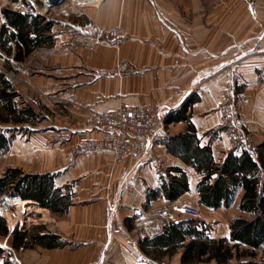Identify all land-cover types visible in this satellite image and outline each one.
I'll return each mask as SVG.
<instances>
[{"label": "crops", "instance_id": "obj_1", "mask_svg": "<svg viewBox=\"0 0 264 264\" xmlns=\"http://www.w3.org/2000/svg\"><path fill=\"white\" fill-rule=\"evenodd\" d=\"M250 1L181 0V5L169 1L162 5L154 0L153 7L72 12L69 23L81 31L105 27L122 33L96 51H64L53 35L58 30L55 19L43 16L52 22L48 41L17 57L15 41L3 47L1 36L7 25L4 9L14 10L17 0H0V72L18 93L14 98L18 110L33 111L26 121L0 122V132L12 138L0 155V177L14 168L22 176L46 174L53 190L69 196L67 208L56 212L17 191L11 193L36 206L14 207L15 226L5 215L6 238L14 232L12 228L29 230L41 225L44 232L60 235L67 242L60 248H21L24 253L16 255L15 264H136L140 254L152 260L169 258L155 259L140 247L146 235L135 227L132 210L150 213L159 208L168 199L164 180L180 177V171L188 177V190L170 201L191 202L215 214L198 219L213 237L230 236L231 219L249 217L239 208L241 187L230 207L214 209L199 203L197 185L202 172L168 143L173 136L186 134L191 124L197 144L209 145L214 160H223L230 151L242 152L219 130L221 91L234 71L241 77V116L250 144L246 148L264 140V0L254 1L256 16L248 9ZM190 98L185 112L188 119L179 118ZM149 101L157 104L162 117L172 120L158 128L143 160L129 157L119 163L112 150L84 157L72 154L81 140L107 136L88 123L91 109L113 110L121 104L142 106ZM128 137L132 135H123ZM160 164L166 168L164 176L157 172ZM222 214H228L229 221L218 222ZM181 251L170 257L180 261Z\"/></svg>", "mask_w": 264, "mask_h": 264}, {"label": "trees", "instance_id": "obj_2", "mask_svg": "<svg viewBox=\"0 0 264 264\" xmlns=\"http://www.w3.org/2000/svg\"><path fill=\"white\" fill-rule=\"evenodd\" d=\"M7 25L1 30L2 46L14 40L17 57L27 54L39 44L48 41L46 33L52 22L42 15L22 14L12 9H4ZM18 93L5 74L0 72V122H22L32 116V109L18 110L14 98ZM191 98L185 102L179 118L188 119L185 112L191 105ZM171 118L166 119L171 122ZM11 137L0 132V155L9 147ZM170 149L179 153L184 160L192 163L203 177L197 185L199 203L217 209L230 207L239 187L244 189L240 200V210L249 217H235L229 223L230 236L213 237L209 228L198 219H181L174 222H161L159 232L153 237L140 241L145 253L159 259L172 256L181 249V264H264V259H255L256 250L264 245V140L254 148H244L237 154L230 151L221 161L214 160L211 147L199 146L193 126L189 124L186 134L173 136L168 143ZM172 175L164 180L163 190L169 200L188 190V177ZM12 188L25 199L39 201L53 211H64L69 202L68 195L60 189L53 190L52 179L46 174L22 176L18 168L9 169L0 177V193ZM9 233L5 218L0 216V238ZM11 247L14 250L34 246L60 248L67 242L61 236L44 232L41 225H33L29 230L16 229L11 233ZM8 251L0 245V259ZM9 254V253H8ZM4 264H13L5 261Z\"/></svg>", "mask_w": 264, "mask_h": 264}, {"label": "built area", "instance_id": "obj_3", "mask_svg": "<svg viewBox=\"0 0 264 264\" xmlns=\"http://www.w3.org/2000/svg\"><path fill=\"white\" fill-rule=\"evenodd\" d=\"M81 0H68V6L72 8L79 6ZM38 0H17L12 6L14 10L22 14L32 16H46L48 9L43 12L37 6ZM43 3V1H42ZM50 4L48 5V8ZM252 15L256 12L249 5ZM66 16L70 12L65 13ZM256 16V15H255ZM59 47L64 51L78 52L83 48L96 51L98 46L109 44L113 36H122L116 28L107 30L105 27L98 28V34L93 35L81 31L75 24L68 23L62 29L53 33ZM241 77L237 72L227 80L225 88L221 91V122L219 130L226 137L227 142L234 148L244 149L249 147L247 143V133L241 116L242 102L238 93V86ZM88 123L106 132L107 136L99 140L85 138L72 148V154L84 157L87 153L100 150H112L115 153V160L125 163L129 157L143 160L148 144L157 135L158 128L164 124L166 118L159 114L157 104L153 101L142 106L121 104L113 110H90ZM131 134L132 137L123 138V135ZM157 172L159 175L166 174V168L160 164ZM13 209L10 195L3 194L0 197V216L5 217L7 212ZM201 209L199 206L188 204H176L166 199L159 208L153 212L144 211L141 208H133L132 215L145 235L151 237L160 228L161 222H174L180 218L199 219ZM136 264H170L166 261H155L140 254L136 258Z\"/></svg>", "mask_w": 264, "mask_h": 264}, {"label": "rangeland", "instance_id": "obj_4", "mask_svg": "<svg viewBox=\"0 0 264 264\" xmlns=\"http://www.w3.org/2000/svg\"><path fill=\"white\" fill-rule=\"evenodd\" d=\"M93 1V0H91ZM103 1V0H102ZM167 1L171 2L172 5H181V0H159V2L164 5L165 3H167ZM203 3H210V0H201ZM213 1V0H211ZM219 2H222V0H218ZM254 1L255 0H252L250 1V3L248 4V9H249V5L252 7V9L255 11L254 9ZM106 1H95V2H83L81 4H79L78 7H75V8H72L71 6H68V0H54V2L52 4H50V7L47 8L48 11L46 12V17L47 18H53L55 19V22H56V28L58 29H62L63 27L67 26L68 23H69V15L72 13V12H81V11H96V10H110V9H124V8H139V7H153V6H156L154 0H110L108 2ZM165 2V3H164ZM40 3L39 1L37 2V6H39ZM43 7H48V3H46V1L44 0V3H43ZM42 11V10H41ZM45 12V11H43ZM67 12H70L69 15L66 16L65 13ZM252 14V13H251ZM256 15V14H255ZM253 15V16H255ZM89 34H93V35H96L98 34V28L96 29V32H87ZM13 130V129H12ZM246 133L248 134L247 130H246ZM247 143L249 144V141H248V137H247ZM250 146V145H249ZM14 190L12 188H9L7 191L3 192V193H0V197L1 195L3 194H8V195H11V193H13ZM191 203V202H190ZM13 210V211H12ZM10 212L13 214V212L16 211V208L13 207ZM220 214V213H219ZM211 215H215L213 214L210 210H208L207 208L205 207H201V213H200V218L199 219H202V218H207V219H210ZM216 217V216H214ZM218 219L220 221H224L225 223L227 222V219L229 221V217H228V214H222V215H218ZM5 218V217H4ZM180 219H183V218H180ZM186 219H193V218H190V217H187ZM5 222H6V218H5ZM219 225V224H218ZM135 227L138 229V230H141V228L139 227V225H135ZM220 228V231L222 229L221 226H218ZM142 232V230H141ZM141 234H144V232H142ZM147 236V235H146ZM153 236V235H152ZM9 238H6V237H2L0 238V242H5V244L12 248L11 247V241H12V238L10 236H8ZM33 248H36V247H33ZM8 253H6L4 255V259L5 261H11L13 264H15V258H16V255L20 256V254H23L24 251L20 248L19 250H13L14 252H12L11 249L9 248H5ZM11 251V252H10ZM16 253V254H15ZM255 259L257 260H261V259H264V245H261V247L259 249L256 250V255L254 257ZM1 260V259H0ZM152 260V259H151ZM155 261H158V262H161V261H166V262H169L170 264H181L180 261L177 260V257H169V258H161V260H155ZM4 264V263H3ZM197 264H214V263H207V262H204V263H197Z\"/></svg>", "mask_w": 264, "mask_h": 264}, {"label": "bare ground", "instance_id": "obj_5", "mask_svg": "<svg viewBox=\"0 0 264 264\" xmlns=\"http://www.w3.org/2000/svg\"><path fill=\"white\" fill-rule=\"evenodd\" d=\"M47 3H48V5L49 4H52L53 2H54V0H45ZM95 1H97V2H99V1H101V0H93V1H91V0H81V1H79V4H81V3H83V2H95ZM43 3H44V1H43ZM43 3L42 4H40L39 6H40V10H42V11H46L47 10V8L48 7H43ZM10 201H11V203L13 204V207H16V208H18V209H22V207H24V205H26L27 207H30V206H32V205H35L36 206V203H33L31 200H24V199H22L20 196H19V194H12V195H10ZM35 209H36V207H35ZM37 209H39V208H37ZM41 209V208H40ZM13 211V210H12ZM21 213H22V211H21ZM6 218H7V221H8V223L11 225V226H15L16 225V217L14 218V216H13V214L11 213V212H7L6 213ZM6 221V222H7ZM11 228V227H10ZM0 244L1 245H6L5 244V242H0Z\"/></svg>", "mask_w": 264, "mask_h": 264}, {"label": "water", "instance_id": "obj_6", "mask_svg": "<svg viewBox=\"0 0 264 264\" xmlns=\"http://www.w3.org/2000/svg\"><path fill=\"white\" fill-rule=\"evenodd\" d=\"M12 231H15L16 228H12ZM1 247H4L3 245ZM5 262V259L2 257V259L0 260V264H3Z\"/></svg>", "mask_w": 264, "mask_h": 264}]
</instances>
